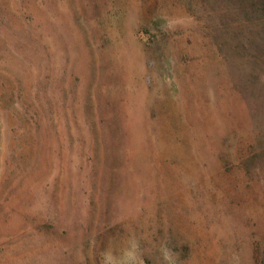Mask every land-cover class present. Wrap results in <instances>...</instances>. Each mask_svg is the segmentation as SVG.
<instances>
[{
	"label": "rangeland",
	"instance_id": "obj_1",
	"mask_svg": "<svg viewBox=\"0 0 264 264\" xmlns=\"http://www.w3.org/2000/svg\"><path fill=\"white\" fill-rule=\"evenodd\" d=\"M0 264H264V0H0Z\"/></svg>",
	"mask_w": 264,
	"mask_h": 264
}]
</instances>
